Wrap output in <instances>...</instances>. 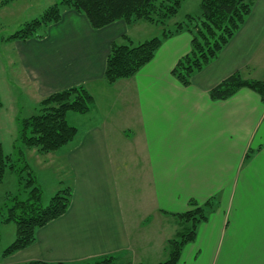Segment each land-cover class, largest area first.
<instances>
[{
    "label": "crops",
    "instance_id": "obj_1",
    "mask_svg": "<svg viewBox=\"0 0 264 264\" xmlns=\"http://www.w3.org/2000/svg\"><path fill=\"white\" fill-rule=\"evenodd\" d=\"M141 23L94 29L84 14L65 8L45 36L10 41L8 65L26 105L37 109L44 97L76 85L88 87L95 101L86 114L68 113L78 134L46 154L67 173V212L39 228L34 244L4 257L6 264L112 254L158 264L181 229L175 214L209 200L213 208L179 264H264V102L247 87L223 100L210 96L234 73L264 80V0L255 1L242 28L189 86L172 75L191 50L189 32L166 39L135 76L105 81L111 44L125 35L135 41L130 29Z\"/></svg>",
    "mask_w": 264,
    "mask_h": 264
},
{
    "label": "trees",
    "instance_id": "obj_2",
    "mask_svg": "<svg viewBox=\"0 0 264 264\" xmlns=\"http://www.w3.org/2000/svg\"><path fill=\"white\" fill-rule=\"evenodd\" d=\"M12 0H0L5 5ZM184 0H59L44 13L27 21L7 40L26 41L45 36L48 28L62 19L65 8L84 14L94 29L106 27L123 20L132 25L148 22L163 28L160 36L135 43L127 35L126 43L113 42L107 58L104 79L113 84L120 79L135 76L142 67L156 55L163 42L182 32L192 36L191 50L183 55L172 70V75L184 86H189L193 76L218 58L252 13L256 0H201V14H188L186 20L177 22L168 29V21L174 17ZM256 91L264 102V80L245 79L234 73L210 90L214 100H223L234 95L241 88ZM94 96L85 85H76L51 93L44 97L32 115L18 119V135L13 142L12 152H5L0 146V182L6 171L17 169L24 164L27 173L22 188L28 190L26 199L14 197V204L8 208L4 222L14 221L16 236L4 250L7 257L25 249L36 241L39 228L64 215L72 201L70 186L59 189L47 205L42 204V188L33 169L26 161V149H37L48 154L72 142L78 128L69 123V112L86 114L94 105ZM21 177V176H20ZM191 208L175 214L181 221L177 236L167 241L168 256L158 264H179L184 246L195 240L198 225L207 220L213 201L204 204L190 202ZM18 264H132L123 254L105 255L81 263L29 261Z\"/></svg>",
    "mask_w": 264,
    "mask_h": 264
},
{
    "label": "rangeland",
    "instance_id": "obj_3",
    "mask_svg": "<svg viewBox=\"0 0 264 264\" xmlns=\"http://www.w3.org/2000/svg\"><path fill=\"white\" fill-rule=\"evenodd\" d=\"M58 1L12 0L5 5H0V76L2 75L3 77H0V94L2 98L0 124H3L4 127L2 129L3 145L7 153L12 152V143L18 135V124L16 122L18 119L35 113L38 104L31 103V106L26 105L27 101L25 96L17 88L21 80L17 78L18 74L15 71L16 68H13V64L8 65L7 57H14L8 51L12 50L13 52L14 45L7 38L19 30L27 21L40 17L49 6ZM201 12V0H184L178 13L168 21L167 28L173 29L177 22L186 20L188 14L199 16ZM145 23L138 24L130 29V34H134L136 37L135 43H138L139 40H142V38L148 35L152 37L162 34L163 28L161 26H152V24ZM120 43L126 42L120 39ZM5 92H7V97L5 96ZM10 94H12L11 97ZM70 120L74 122V119L70 118ZM4 122L5 124L8 122V124L5 125ZM36 150L33 148L26 149V161L33 169L38 183L43 190L42 204L47 205L51 197L59 189L67 185L64 183V186H62L61 182L64 181L67 183L68 176L63 168H58L54 160L52 162H46L50 156L47 157L46 154L40 152L35 153L34 151ZM24 164L17 165L15 171L8 169L0 182V264H6L4 250L14 241L17 230L14 221L4 222L5 217L8 215V208L14 204L13 199L15 196H20L21 199H26L28 196V190L22 188V184H25V178L27 177L26 170L24 168L21 170ZM177 226L172 224V232L177 229ZM147 233L148 235L152 234L150 231H147Z\"/></svg>",
    "mask_w": 264,
    "mask_h": 264
}]
</instances>
